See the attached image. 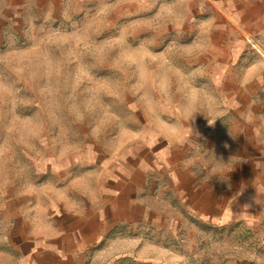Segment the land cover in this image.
<instances>
[{"label":"rangeland","instance_id":"obj_1","mask_svg":"<svg viewBox=\"0 0 264 264\" xmlns=\"http://www.w3.org/2000/svg\"><path fill=\"white\" fill-rule=\"evenodd\" d=\"M40 245L264 264V0H0V264Z\"/></svg>","mask_w":264,"mask_h":264},{"label":"crops","instance_id":"obj_2","mask_svg":"<svg viewBox=\"0 0 264 264\" xmlns=\"http://www.w3.org/2000/svg\"><path fill=\"white\" fill-rule=\"evenodd\" d=\"M48 244H46L47 246ZM52 246L44 247L42 249V246H36V248H33L32 250H30V255L28 256V260L26 261H22L21 264H35L34 258L38 259L39 257H43L44 255H46L49 258H52V256L54 257V260H56L58 257L61 256L60 252L58 251L59 249H54L51 248ZM72 261H76L77 258L76 257H71L70 258ZM38 264V263H37Z\"/></svg>","mask_w":264,"mask_h":264},{"label":"clouds","instance_id":"obj_3","mask_svg":"<svg viewBox=\"0 0 264 264\" xmlns=\"http://www.w3.org/2000/svg\"><path fill=\"white\" fill-rule=\"evenodd\" d=\"M189 131H193V128L189 129ZM258 193V192H257ZM261 195V193H258V197ZM258 200V198H257ZM248 206L246 205L245 208H247Z\"/></svg>","mask_w":264,"mask_h":264}]
</instances>
